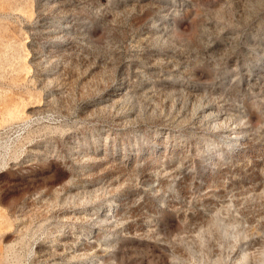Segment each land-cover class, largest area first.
Segmentation results:
<instances>
[{"label":"rangeland","instance_id":"374dc122","mask_svg":"<svg viewBox=\"0 0 264 264\" xmlns=\"http://www.w3.org/2000/svg\"><path fill=\"white\" fill-rule=\"evenodd\" d=\"M0 264H264V0H0Z\"/></svg>","mask_w":264,"mask_h":264},{"label":"bare ground","instance_id":"6f19581e","mask_svg":"<svg viewBox=\"0 0 264 264\" xmlns=\"http://www.w3.org/2000/svg\"><path fill=\"white\" fill-rule=\"evenodd\" d=\"M13 113V112H12ZM12 115H14V114H12ZM238 134V133H237ZM241 135V134H240ZM234 136V135H233ZM238 137H237V139H241L242 138V136H239V135H237ZM98 216V215H97ZM109 218V217H108ZM99 219V218H98ZM98 221V220H97ZM107 221V220H106ZM110 222V221H109ZM108 224V223H107ZM43 252V251H42Z\"/></svg>","mask_w":264,"mask_h":264}]
</instances>
